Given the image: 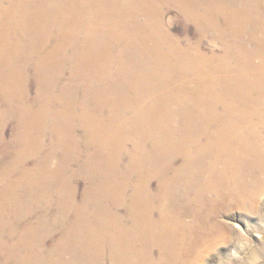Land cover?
Instances as JSON below:
<instances>
[{
    "label": "bare ground",
    "instance_id": "1",
    "mask_svg": "<svg viewBox=\"0 0 264 264\" xmlns=\"http://www.w3.org/2000/svg\"><path fill=\"white\" fill-rule=\"evenodd\" d=\"M169 10L196 41L163 27ZM91 88L85 111L79 97ZM8 93L39 112L12 117ZM263 156L264 0H0V264H199L224 239L221 192L256 184ZM128 158L113 197L132 191L133 209L109 207L90 242L78 179L88 172L83 191L96 198L93 174ZM55 231L60 243L44 254Z\"/></svg>",
    "mask_w": 264,
    "mask_h": 264
},
{
    "label": "rangeland",
    "instance_id": "2",
    "mask_svg": "<svg viewBox=\"0 0 264 264\" xmlns=\"http://www.w3.org/2000/svg\"><path fill=\"white\" fill-rule=\"evenodd\" d=\"M163 27L182 43H184L183 39L185 37H188L192 42L196 41L197 35L195 32V28L190 23L183 24L182 17L179 15L178 11H168V14H166L163 19ZM215 36L216 35L213 34V37ZM202 44L203 51L205 52H207L211 48V45L208 43V41L203 40ZM22 47H33V41L28 38L27 33H25V38L23 39ZM189 52L191 55H194L191 51ZM233 52L234 50H232V53ZM184 62L186 65H191L193 61L192 58L187 55ZM29 64L32 67L36 65L34 63ZM133 67L138 68V64ZM122 73L123 72H119L118 75H121ZM68 76L69 74L67 72L66 78H68ZM235 80H239V76L236 74L234 81ZM29 84L31 88V97H33L35 95L36 90L34 88L35 81L30 80ZM59 94V97L64 98L65 100L71 98L70 93L68 92V90H65V87H61L59 89ZM97 95L98 94L93 88H91L90 92L87 91L81 94V96L79 97V101L85 111L87 110V104ZM218 99H223V97L218 96ZM1 100L8 103L7 108L11 106L12 117H23L31 114L32 112H39V110L28 109L29 107H15V104L18 101V96H9V93L1 97ZM62 107V105L55 106L53 108V111L61 109ZM62 112L68 113V107L62 110ZM15 128L16 123H8L4 134L6 141L10 140V137ZM78 134H80V132H78ZM48 136L49 140L53 142L51 132H49ZM45 144H48V140L45 141ZM127 156H129V154H127ZM89 158L93 159L94 162L98 161L97 157L95 156V153L87 155L85 157V160L83 161H85V164L89 166ZM255 160L256 159H253L252 161ZM136 161L138 162V159ZM105 162H107L106 159L101 163ZM142 162L144 165H148L151 163V158L149 156H146L142 158ZM256 162L257 160L254 163ZM123 165L126 167L123 170L114 171L111 169H103L101 170L103 171V173H98L95 175L93 174V176L95 177L96 184L94 185V187L96 188V198L84 194L83 191L85 188V180L88 172L86 171V173L83 174V176H85L84 178L82 176L79 177L80 179H78L80 180L78 183V193L83 195V201L87 204L86 215H89L83 233L84 235H86L87 239L90 242L97 239L99 231L102 228V220H104L105 214H114V212L109 209V207L114 206L119 208L118 211L122 216L128 215L133 209L135 197L132 191L130 193H125L124 196L118 200H115L113 197V191L115 189V186L119 182H127L129 180V175L125 174L124 177H121L120 173H124L133 168L131 166L129 158L123 162ZM259 166H261L263 169L256 173V184H254V181H250L249 184L246 185L242 184L241 187L237 189L236 194L232 198L229 197L228 192L226 190L221 192L219 200L217 202V211L215 213V218L222 225L221 237H223L224 239L221 238L219 240V243L214 250L205 251L202 255L199 264H264V156L258 162V164H256V167ZM52 167L55 170L61 172L60 164H55ZM73 168L76 169V166H74ZM75 173L78 174L80 172L75 171ZM151 186L155 188L157 186V182L152 183ZM247 186H249L250 188L248 189ZM113 203L115 204L111 205ZM149 208L150 204L147 205L146 210H144V215L149 214V211H147ZM55 209L56 206H52L50 208V214H53ZM89 209H92L94 212L97 211L99 214L90 213ZM36 211L39 214L43 212L41 208L40 210ZM119 213L116 212L115 215H118ZM31 221H36V215H34L28 220L27 226L29 224L34 223ZM52 237L54 238L49 241L48 244H46L43 250L44 254H47L49 252L51 253V248L53 247V245L60 243V232L55 231ZM2 238L5 239V235L2 236Z\"/></svg>",
    "mask_w": 264,
    "mask_h": 264
}]
</instances>
